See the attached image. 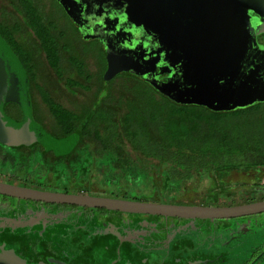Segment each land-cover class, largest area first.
<instances>
[{
  "label": "trees",
  "instance_id": "1",
  "mask_svg": "<svg viewBox=\"0 0 264 264\" xmlns=\"http://www.w3.org/2000/svg\"><path fill=\"white\" fill-rule=\"evenodd\" d=\"M7 2L12 11L0 18V35L22 65L31 97L38 93L49 115L46 123L45 117L33 109L32 118L42 128L36 141L11 145L0 140V167L8 169L21 185L44 189L26 182L36 169L46 176L58 173L61 182L67 184L88 173L94 160L105 185L140 184L147 173L131 153L155 166H166L162 189L167 196L182 191L194 177L208 173L223 178L231 171H254L256 175L264 172V102L214 111L175 102L149 83L125 75L104 81L105 59L96 42H83L78 32H42L55 26L54 18L42 10L41 0ZM15 12L23 16L22 23L13 19ZM24 26L35 31L36 42L26 41L27 48L16 37ZM40 52L68 90H89L94 85L96 98L74 108L55 101L37 81L38 64L33 59ZM90 57L96 60V69L88 67ZM116 80H120L117 88ZM7 105L11 106L4 108L5 113L22 120L19 107ZM0 200L11 204L19 201L1 194ZM7 232L0 229L3 242L13 246L16 238Z\"/></svg>",
  "mask_w": 264,
  "mask_h": 264
},
{
  "label": "flooded vegetation",
  "instance_id": "2",
  "mask_svg": "<svg viewBox=\"0 0 264 264\" xmlns=\"http://www.w3.org/2000/svg\"><path fill=\"white\" fill-rule=\"evenodd\" d=\"M243 1H241L242 4H245ZM233 2V0H77V6L74 9V3H71L69 7L68 2L61 4L58 0H41L42 10L47 16L54 18L55 26L53 29H44L42 32H78L83 42H96L104 55L105 69L107 67L106 45L114 53L121 51L128 53L134 60L140 56L137 53L140 46L137 42V34H140V41L141 43L144 41V45L147 41L149 45L152 41H156L165 47L163 53L170 54L174 50L173 54H175L184 47L186 39L190 42V37L196 36L197 33L247 32L250 35L249 40L245 39L247 55L264 72V14L256 13L252 9L253 12L249 11L248 6L245 9L244 5H235ZM5 12H1L0 18L6 14ZM14 15L13 19L22 23L23 16L16 12ZM32 32L35 31L24 26L16 33L18 42L24 48H27L26 41L36 42ZM124 33L126 37L122 36ZM64 35L68 39V34ZM123 37L135 45L127 49L128 46L122 43ZM73 44L75 45V42ZM41 55L46 65L54 72L48 65L43 52L33 59L38 64V69L41 63H44L43 59L42 62L40 60ZM89 59H87L88 67L93 66L92 69H96V60L91 57ZM54 74L58 79L55 72ZM117 75H125L146 82L129 74ZM37 81L40 83L38 76ZM261 83H264V75ZM27 92L31 112L36 109L45 117V122L46 119L49 121L46 106L39 94L34 93L31 97L28 81ZM71 92L75 94V91ZM238 92L246 91L240 89L236 91ZM48 93L55 101L69 108L91 103L96 98L93 94L90 101L82 99L78 104L67 106L56 100L49 91ZM35 94L38 95L39 102ZM232 97L234 96L229 95L227 98L232 99ZM11 103L17 105L21 111L20 106L11 101L6 102L4 108H9L11 105L7 104ZM9 203L11 204L10 201ZM10 204L9 206L12 207ZM63 205L52 203L46 206ZM92 209L96 210V208ZM97 212L117 214L120 211L107 210L106 213V211L97 210ZM261 214L264 212L242 217ZM131 215L140 214L131 213ZM143 215L160 217L162 220L158 223H149L146 218H135L128 224L119 225L109 220L100 222L93 216V220L88 217L90 220L62 221L58 248H53L49 240L43 236L31 241L29 237L15 234L23 226L40 225L45 231L47 228L51 230L57 228L50 220V216L38 215L35 212L26 219L18 217L13 224L0 218V229H7V233L16 238L13 246H9L3 242V235L0 234V248L12 249L27 264H264V221L256 222V227L245 226L247 224L244 225L243 222H234L231 223L232 227L228 228V226H218L216 220L229 221L234 218L206 219L209 222L205 235L199 236L195 231L198 228L192 223L182 226V222L168 220L185 218ZM138 219L140 223L136 222Z\"/></svg>",
  "mask_w": 264,
  "mask_h": 264
},
{
  "label": "water",
  "instance_id": "3",
  "mask_svg": "<svg viewBox=\"0 0 264 264\" xmlns=\"http://www.w3.org/2000/svg\"><path fill=\"white\" fill-rule=\"evenodd\" d=\"M58 1L61 4L68 2L69 7L74 3L73 8L76 9L77 0ZM233 1L235 5H244L245 9L248 6L249 11L264 14V0ZM245 12L248 13L246 10ZM122 36L127 35L124 33ZM139 36L137 34V42L140 44L137 53L140 56L136 60L130 58L126 52L114 53L108 45L105 46L107 67L103 73L104 81L119 73L129 74L148 82L160 94L175 102L199 104L200 100L208 97L228 102L237 101L236 91H248L259 84L264 75L258 64H254L247 55L245 39L250 38L247 32L197 33L190 37V42L186 39L184 47L175 54L174 50L170 54L163 53L165 47L156 41H152L151 45L147 41L144 45L145 42L141 43ZM122 43L128 46L127 49L135 45L126 38ZM229 95L234 97L227 98ZM10 101L20 106L22 120H16L5 113L4 104ZM41 133L42 128L32 118L24 69L0 35V140L11 145L29 144L36 141ZM0 194L19 200L185 219H228L264 212V198L223 206L176 204L52 191L3 180H0ZM0 264L27 263L12 249L4 250L1 247Z\"/></svg>",
  "mask_w": 264,
  "mask_h": 264
},
{
  "label": "rangeland",
  "instance_id": "4",
  "mask_svg": "<svg viewBox=\"0 0 264 264\" xmlns=\"http://www.w3.org/2000/svg\"><path fill=\"white\" fill-rule=\"evenodd\" d=\"M12 11L7 0H0V16L1 12ZM62 15L61 10L59 9ZM67 23V21H66ZM42 57V58H41ZM40 60L44 61L43 55ZM89 59V58H88ZM90 60V59H89ZM89 60L87 61L89 63ZM93 66L91 67V69ZM38 80L43 84L51 95L58 101L62 102L67 106L78 104V102L90 101L93 98L95 86L93 85L89 90L82 88H76L75 94H72L67 89L65 83L56 78L54 72L46 65L45 61L42 62L38 69ZM120 80H116V84ZM118 87V84L115 85ZM37 101L39 97L35 94ZM235 97L237 101L228 102L219 100L217 98L208 97L200 100L199 104H195L208 107L214 111H227L233 110L240 107H246L258 102L264 101V83L256 84L246 92H238ZM242 98V99H241ZM240 99V100H239ZM230 100V99H229ZM180 103V102H178ZM184 104V103H181ZM43 107V106H42ZM42 109V108H40ZM43 110V109H42ZM46 123L48 120L46 119ZM131 158L139 164V166L145 170L146 179L138 184L137 182L129 185H111L107 186L103 182V176L98 168L95 166V160L91 164L90 171L86 174L79 175L73 180H69L67 184L61 182L60 175L58 173H50L46 176L45 173L34 170L27 178V184L33 186H40L46 190L52 191H64L72 193H87L91 195H100L116 198H129V199H143L156 202L175 201L176 204H191V205H232V203H238L244 200H259L264 197V172L256 175L254 171L242 172V171H231L228 175L223 178L216 177L213 173H208L205 176H196L190 182H186L184 189L173 195H165L162 189V183L164 179L163 171L166 166L157 165L149 160H141L137 156L131 153ZM0 180L9 181L12 183L20 184V180L13 178L8 169L0 167ZM8 200H0V218L7 220L10 224L16 222L18 217L26 219L33 213L38 215H48L50 220L56 225L57 228H47L43 230L40 225L26 226L17 230L15 234L20 236L29 237L30 240L36 239L40 236L46 237L53 248H58V240L61 237L62 221H80V220H93L95 216L98 221L109 220L113 223L122 225L125 223L132 222L135 218H146L149 223H158L162 220L160 217H148L141 215H131L127 212H119L112 214L106 211L107 214H99L97 210L90 209L84 210L81 207L70 208L67 206H46L30 200H19L15 204H10ZM234 205V204H233ZM90 217V219L88 218ZM20 219V218H19ZM132 220V221H131ZM138 219L136 222H139ZM169 221L182 222V226H187L188 223H192L194 227L198 229L199 236L205 235L206 227L208 222L206 219H177L170 218ZM264 221V214L250 217L234 218L229 221L216 220L218 226L232 227L231 223L243 222L247 224L245 226L256 227V222ZM135 223V222H134ZM52 224V225H53ZM60 225V226H59ZM217 225V224H216ZM251 225V226H250ZM215 226V225H213ZM260 226V225H259ZM54 227V226H53ZM261 227V226H260ZM20 232V233H19ZM46 232V233H43ZM43 233V234H42ZM59 250V249H58Z\"/></svg>",
  "mask_w": 264,
  "mask_h": 264
}]
</instances>
